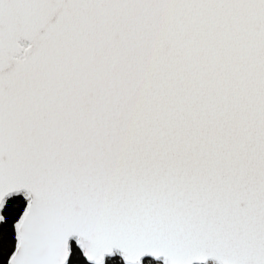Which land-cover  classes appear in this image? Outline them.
<instances>
[{"label": "snow or ice", "instance_id": "6c2138e0", "mask_svg": "<svg viewBox=\"0 0 264 264\" xmlns=\"http://www.w3.org/2000/svg\"><path fill=\"white\" fill-rule=\"evenodd\" d=\"M264 264V0H0V264Z\"/></svg>", "mask_w": 264, "mask_h": 264}, {"label": "water", "instance_id": "95a60500", "mask_svg": "<svg viewBox=\"0 0 264 264\" xmlns=\"http://www.w3.org/2000/svg\"><path fill=\"white\" fill-rule=\"evenodd\" d=\"M156 262H161V263H162V261H156ZM206 264H215V262L212 261V260H208V261L206 262Z\"/></svg>", "mask_w": 264, "mask_h": 264}, {"label": "trees", "instance_id": "16d2710c", "mask_svg": "<svg viewBox=\"0 0 264 264\" xmlns=\"http://www.w3.org/2000/svg\"><path fill=\"white\" fill-rule=\"evenodd\" d=\"M153 264H162L161 262L154 261Z\"/></svg>", "mask_w": 264, "mask_h": 264}]
</instances>
